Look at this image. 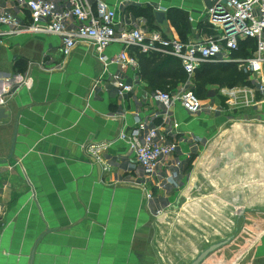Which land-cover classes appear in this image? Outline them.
Wrapping results in <instances>:
<instances>
[{
  "label": "crops",
  "instance_id": "crops-1",
  "mask_svg": "<svg viewBox=\"0 0 264 264\" xmlns=\"http://www.w3.org/2000/svg\"><path fill=\"white\" fill-rule=\"evenodd\" d=\"M108 1L118 7L119 0ZM124 1L155 12L167 13L172 7L187 10L191 38L207 33L199 27L205 24L203 0ZM158 6L164 10H157ZM123 10L119 9L120 16ZM154 26L157 28L152 30L167 38H174L177 31L167 19L162 22L156 18ZM61 45L58 36L48 34L13 36L0 44V101L9 113V118L0 122V264H161L154 245L157 216L147 205L145 189L127 179L128 174H135L129 166L135 155L120 133L136 125L138 112L155 124L166 119L179 125L182 134L177 155L186 174L179 188L167 186L159 192L161 204L163 191L188 187L189 170L196 162L222 151L211 141L231 133L214 132L216 127L229 117L251 123L253 117L244 113L256 114V109L263 112L256 121L264 125V103L232 108L226 101H216L219 94L213 88L220 86L209 84L206 96L195 94L219 111L192 114L177 102L166 113L154 99L143 101L144 92L153 91L140 77L139 65L123 73L134 84V91L121 101L109 79L119 71L118 65L105 66L90 45L78 46L69 56L64 55ZM123 48L115 43L106 54L113 57ZM254 49L249 48V55L242 58L252 56ZM129 53L137 59V53L145 54L135 47ZM214 63L238 66L235 62ZM246 73L248 78L250 74L261 78L260 74ZM137 76L142 82H135ZM194 86L196 89V83ZM225 109L233 110V115H222ZM236 113L243 115L234 118ZM231 136L243 141L248 153L257 146L246 132ZM95 147L101 149L96 151ZM236 153L230 158L235 160V170L240 166L241 171L264 173V163L253 167L250 158L249 164L242 163ZM249 250L248 264H264V229L253 237Z\"/></svg>",
  "mask_w": 264,
  "mask_h": 264
},
{
  "label": "built area",
  "instance_id": "built-area-1",
  "mask_svg": "<svg viewBox=\"0 0 264 264\" xmlns=\"http://www.w3.org/2000/svg\"><path fill=\"white\" fill-rule=\"evenodd\" d=\"M118 7L108 0H12L8 4L0 0V44L7 38L26 34L55 35L61 39V50L69 56L80 45L94 48L97 58L106 65L115 63L119 71L109 77L117 88L121 101L134 91V84L124 77L129 68L138 69V59L129 53L132 47L140 52L172 54L181 59L187 79L179 88L144 92L143 101L154 99L168 113L179 102L192 114L219 111L213 105L203 103L195 94L193 79L197 69L208 62H235L246 72L260 74L261 78L251 79L253 86L224 88L230 100L243 106H255L253 98L237 103V93L264 97V0H218L212 7L202 12V20L210 25L214 34L191 38L183 42L177 38H167L159 30L150 29L145 16H137L129 5H141L119 0ZM119 9L124 14L119 15ZM157 10H164L161 6ZM248 38L256 41V49L250 57H234L240 41ZM115 43L124 48L115 56H108L106 50ZM107 68H104V73ZM141 77V76H140ZM137 76L135 82H142ZM239 89V91H237ZM244 89V90H242ZM230 104V105H231ZM161 116V114H160ZM179 125L164 119L163 124L137 114L136 125L129 131L120 133L134 153L129 161L132 168L127 179L146 191L150 208L158 203L156 191L167 186L179 188L184 177L185 165L178 157L180 138ZM101 148L95 147L98 151ZM184 185V183H183ZM182 185V186H183ZM160 216L163 208H155Z\"/></svg>",
  "mask_w": 264,
  "mask_h": 264
},
{
  "label": "rangeland",
  "instance_id": "rangeland-1",
  "mask_svg": "<svg viewBox=\"0 0 264 264\" xmlns=\"http://www.w3.org/2000/svg\"><path fill=\"white\" fill-rule=\"evenodd\" d=\"M176 34L174 38L182 40L177 31ZM237 67L239 69V66ZM242 73L249 81L250 77L252 79L256 77L250 74L248 78L246 72L242 71ZM243 86L241 83L238 84L239 89L251 85ZM213 89L216 95L219 94L216 98L219 103H225V101L229 105L236 103V100L232 101L224 94L223 87L216 86ZM261 96L256 93L247 96V93L240 91L237 93V103H244L246 98L252 100L253 97V103H264L263 96ZM222 99H224L223 102ZM230 106L243 108L251 105L231 104ZM232 111L225 109L222 115L226 117L233 115ZM255 112L256 114L244 113L253 117L251 123L244 124L245 122L229 117L224 125L214 130V132L231 133L232 135L246 132L254 137V144L257 145L253 147V151L248 153L244 149L243 141L231 139V134L221 139L218 138L215 143L211 141L217 150L222 149L220 153L218 151V156L213 154L191 165L189 174L192 176L189 185L186 183L188 187L184 191L178 190L170 193L163 191L161 204L150 206L155 216L157 215L155 208L160 207L164 210L160 216H157V233L154 241L161 264H189L210 244L231 236H233L231 241L213 252L202 264H248L251 240L260 230L264 229V173L241 171L240 166L236 167V171L235 160L231 162L230 158L237 149V153L240 154L239 160L242 163L249 164V158L253 161V167L259 168L261 163H264V125L256 121L259 118L256 116L263 112L260 109H256ZM242 115L236 113L234 118ZM229 136L230 140H228ZM231 167L234 168L232 172H230ZM234 178H238L237 181H234ZM160 191L155 193L157 197H160L158 196ZM180 195H182L181 198H179ZM164 197L166 203H164ZM240 208H246V212L239 217Z\"/></svg>",
  "mask_w": 264,
  "mask_h": 264
},
{
  "label": "trees",
  "instance_id": "trees-1",
  "mask_svg": "<svg viewBox=\"0 0 264 264\" xmlns=\"http://www.w3.org/2000/svg\"><path fill=\"white\" fill-rule=\"evenodd\" d=\"M127 10H131L137 16H145L150 25V29L157 28L154 26L156 19L155 11L150 7L138 5H129ZM167 21L180 34L182 41H188L193 35L190 13L187 10L172 7L167 11ZM205 32L212 34L213 28L210 25L200 24ZM210 28V29H209ZM254 39L248 38L240 41V48L234 51L233 56L245 57L249 55V48H255ZM255 50V49H254ZM138 54L140 76L146 81L151 91L170 90L177 87L180 83L186 81L187 73L185 72L181 59L172 54L149 53ZM196 85L195 93L198 96H206V86L216 84L219 86H235L239 83L242 85L252 84V81L246 80L245 76L234 63H203L196 71L194 84ZM192 164V160L189 166Z\"/></svg>",
  "mask_w": 264,
  "mask_h": 264
},
{
  "label": "water",
  "instance_id": "water-1",
  "mask_svg": "<svg viewBox=\"0 0 264 264\" xmlns=\"http://www.w3.org/2000/svg\"><path fill=\"white\" fill-rule=\"evenodd\" d=\"M206 7L210 8L212 7L218 0H203ZM156 18L162 22L167 19L166 11H156L155 12ZM210 96L214 95V93L209 94ZM9 118V113H7V108L3 103L0 101V122L3 119ZM99 172H101V167L98 165ZM239 217L244 215L246 212V208H240L239 209ZM233 239V236L228 237L227 239H224L219 242H215L213 244H210L208 247L203 249L197 256L194 258L189 264H202L213 252L217 251L219 248L226 245L229 241Z\"/></svg>",
  "mask_w": 264,
  "mask_h": 264
}]
</instances>
